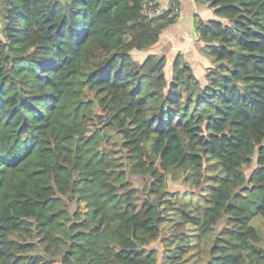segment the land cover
<instances>
[{
  "label": "trees",
  "instance_id": "obj_1",
  "mask_svg": "<svg viewBox=\"0 0 264 264\" xmlns=\"http://www.w3.org/2000/svg\"><path fill=\"white\" fill-rule=\"evenodd\" d=\"M146 1L0 0V264H264V0H194L203 84Z\"/></svg>",
  "mask_w": 264,
  "mask_h": 264
},
{
  "label": "crops",
  "instance_id": "obj_2",
  "mask_svg": "<svg viewBox=\"0 0 264 264\" xmlns=\"http://www.w3.org/2000/svg\"><path fill=\"white\" fill-rule=\"evenodd\" d=\"M177 2L178 17L174 24L162 32L157 44L141 53L145 55L143 60L149 55L165 57V66L168 62V67H171V73L172 65L176 57L180 56L182 61L194 72L192 63L200 61L202 58L200 52L202 45L198 46L195 52H192L190 49L186 51L191 37L192 39L194 38V41H198L194 31V19L197 17L202 21H211L216 18L213 15V10L208 8L207 5L195 3L194 0H177ZM159 3L165 8V11L169 10L171 7V0H159ZM203 61L205 60L203 59Z\"/></svg>",
  "mask_w": 264,
  "mask_h": 264
},
{
  "label": "rangeland",
  "instance_id": "obj_3",
  "mask_svg": "<svg viewBox=\"0 0 264 264\" xmlns=\"http://www.w3.org/2000/svg\"><path fill=\"white\" fill-rule=\"evenodd\" d=\"M188 45L189 46L186 49V51L188 49H190V50H192V52H195L197 50L198 46H201V42L194 41V38L192 39V37H191V40H190ZM131 54H132L133 59L136 60L138 63L143 62V58L145 56V55H143V53L138 52V51H132ZM201 57L206 62L203 61V59L201 58L200 61H196L195 63H192V66L194 68L193 74L195 75L196 79L200 82V84H203L205 81V75L207 74V69L210 67H213L214 63L210 57H205L206 59L204 58L203 55H201ZM208 66H210V67H208ZM163 74H164L166 81L170 82V80L172 79V73H171V67L170 66L168 67V62H167V65L164 67ZM252 168H248L245 170H246V172H250ZM126 176H127V181L129 183V186H132V187L138 188V189L142 188L143 183L139 177H134L130 174H127ZM167 185H168L169 191L184 192V191L188 190V187L182 185L180 182L172 183L169 181L167 183ZM250 225L252 227H255L260 232L261 237H262L261 246L264 248V220L260 216H255L251 220ZM223 226H224V222L219 224L217 229H221ZM167 228H168V226L164 227V229H167ZM163 238L164 237H160L156 242L150 244L147 248L148 250H154L155 251L157 259H158L157 264H163V262H162V253H163V249H164L163 244H162ZM202 250H205L204 246L202 247ZM200 256L201 257H200V259H198L197 264H204L205 261L208 260V257L206 256V252L202 251Z\"/></svg>",
  "mask_w": 264,
  "mask_h": 264
},
{
  "label": "built area",
  "instance_id": "obj_4",
  "mask_svg": "<svg viewBox=\"0 0 264 264\" xmlns=\"http://www.w3.org/2000/svg\"><path fill=\"white\" fill-rule=\"evenodd\" d=\"M165 12V8L159 3V0H147L143 4L142 14L148 19H156Z\"/></svg>",
  "mask_w": 264,
  "mask_h": 264
}]
</instances>
